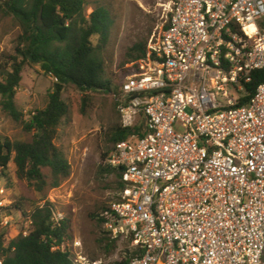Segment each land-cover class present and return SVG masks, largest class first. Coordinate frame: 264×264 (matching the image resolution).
<instances>
[{
  "label": "built area",
  "instance_id": "built-area-1",
  "mask_svg": "<svg viewBox=\"0 0 264 264\" xmlns=\"http://www.w3.org/2000/svg\"><path fill=\"white\" fill-rule=\"evenodd\" d=\"M134 64L116 101L121 126L143 118L144 136L105 160L123 189L104 233L139 251L127 264H264V82L246 89L264 73V0H171ZM9 190L0 178L3 249L31 225ZM62 220L52 209V227ZM65 246L72 264H107Z\"/></svg>",
  "mask_w": 264,
  "mask_h": 264
},
{
  "label": "trees",
  "instance_id": "trees-1",
  "mask_svg": "<svg viewBox=\"0 0 264 264\" xmlns=\"http://www.w3.org/2000/svg\"><path fill=\"white\" fill-rule=\"evenodd\" d=\"M88 6V0H0V14L11 16L20 27L14 54L8 57L0 72V108L12 121L21 123L25 131L32 133L30 142L0 140V178L8 189L13 183L11 166L16 178L39 194L57 189L70 176V165L64 152L54 145L57 129L68 114V106L62 99L66 87L72 86L81 94L82 109L89 106L91 94L115 91L117 98L120 94L121 85L117 88L106 78L102 59L113 24L111 15L99 5L87 15ZM146 53V42L134 44L125 54V63H136L144 59ZM26 65L39 67L56 82L46 106L31 113L24 121L15 99ZM132 68L136 71L137 65ZM263 82L264 73L257 71L246 89L253 92ZM118 106L115 101L119 121L106 132V142L112 147L102 154L104 164L101 167L119 180L117 188L120 191L123 189L121 174L109 168L105 160L118 142L126 141L132 135L144 136V119L140 118L133 128H123ZM12 209L17 211L18 219L28 216L31 225L28 235H18L7 249L2 248L0 239V253L5 256L3 264H72L65 246L69 223L62 220L60 227H52V205L48 201L34 206L29 213L19 201L13 202ZM97 222L102 227L101 217H97ZM109 242L106 252H110V247L118 241ZM138 254V250L128 248L126 257L110 264H127Z\"/></svg>",
  "mask_w": 264,
  "mask_h": 264
},
{
  "label": "rangeland",
  "instance_id": "rangeland-1",
  "mask_svg": "<svg viewBox=\"0 0 264 264\" xmlns=\"http://www.w3.org/2000/svg\"><path fill=\"white\" fill-rule=\"evenodd\" d=\"M171 0H88L86 14L95 5L105 7L112 18L108 44L102 54L105 76L117 88L133 73V63H125V54L134 44L156 41L161 26L167 19ZM20 34L18 23L11 16L0 14V72L9 56L14 54L16 39ZM54 81L37 66H25L17 91L15 104L27 121L29 115L43 109L48 101ZM115 91L89 96V106L82 109L81 94L72 86L64 89L62 99L68 114L57 129L54 145L61 149L70 165V176L57 188L45 194L36 193L27 183L20 181L10 167L12 187L8 195L19 201L26 213L38 204L48 201L54 212L68 221V241L79 242L89 260L110 264L126 257L128 242L119 241L106 252L108 237L97 222L105 208L118 196V179L102 170V154L112 145L106 142V132L118 122ZM32 133L21 123L12 121L0 108V140L30 142Z\"/></svg>",
  "mask_w": 264,
  "mask_h": 264
}]
</instances>
